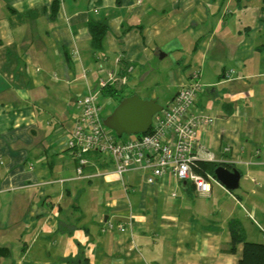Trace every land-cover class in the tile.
Masks as SVG:
<instances>
[{
	"label": "crops",
	"instance_id": "1",
	"mask_svg": "<svg viewBox=\"0 0 264 264\" xmlns=\"http://www.w3.org/2000/svg\"><path fill=\"white\" fill-rule=\"evenodd\" d=\"M259 4L0 0V264H237L231 221L264 242V19L248 12ZM97 22L107 28L93 48ZM110 73L123 97L157 99L153 84H168L166 105L200 84L193 107L214 121L192 153L238 170L239 186L211 173L207 192L171 173L149 183L148 168L120 177L108 158L102 169L87 158L79 175L78 102Z\"/></svg>",
	"mask_w": 264,
	"mask_h": 264
},
{
	"label": "built area",
	"instance_id": "2",
	"mask_svg": "<svg viewBox=\"0 0 264 264\" xmlns=\"http://www.w3.org/2000/svg\"><path fill=\"white\" fill-rule=\"evenodd\" d=\"M112 81L111 73L108 78L99 79L98 90H89L78 102L80 111L69 140L77 160V173L82 175V168L88 162L81 150H95L103 159H110L113 171L120 177L131 170L148 168L151 170L146 176L149 183L171 173L178 180L191 181L197 191H209L213 176L192 168L193 161L199 160L192 153L197 131L214 121L213 116L193 107L201 85L195 82L181 87L173 100L153 115L146 133L118 139L103 124L101 115V88L111 85ZM120 82L124 83L125 78Z\"/></svg>",
	"mask_w": 264,
	"mask_h": 264
},
{
	"label": "water",
	"instance_id": "3",
	"mask_svg": "<svg viewBox=\"0 0 264 264\" xmlns=\"http://www.w3.org/2000/svg\"><path fill=\"white\" fill-rule=\"evenodd\" d=\"M162 108L156 98H141L134 93L122 97L113 110L103 118V124L113 130L117 137L140 135L148 131L153 115ZM214 175L229 190L239 186L240 174L235 168L229 169L219 165L214 169ZM44 199L42 196L39 203H43Z\"/></svg>",
	"mask_w": 264,
	"mask_h": 264
},
{
	"label": "trees",
	"instance_id": "4",
	"mask_svg": "<svg viewBox=\"0 0 264 264\" xmlns=\"http://www.w3.org/2000/svg\"><path fill=\"white\" fill-rule=\"evenodd\" d=\"M56 14V3L52 6L51 19L55 18ZM106 24L102 22L91 23L89 25V30L91 34V45L93 48H99L103 39V36L106 32ZM70 59L67 56V60ZM101 95L114 97L119 96L118 101L123 97L119 95L118 89L114 88L111 85H107L101 88ZM123 136V135H122ZM82 156L88 159L93 160L97 163V166L102 169L107 165L105 159L101 157L95 150H81ZM224 165L222 163L204 161V160H195L192 163V168L195 172L199 173H211L214 175V169L219 166ZM230 240L228 248L226 251L233 254L236 250V246L239 243H242L243 249L240 259L237 264H264V242L250 241L246 238L245 231L240 223L237 221H231L228 225ZM2 248H0L1 250Z\"/></svg>",
	"mask_w": 264,
	"mask_h": 264
},
{
	"label": "rangeland",
	"instance_id": "5",
	"mask_svg": "<svg viewBox=\"0 0 264 264\" xmlns=\"http://www.w3.org/2000/svg\"><path fill=\"white\" fill-rule=\"evenodd\" d=\"M259 1H260V4L258 5V7L256 9L251 8L248 10V12H251L250 14L252 17L254 16V14H256L259 19H264V0H259ZM153 85H155L159 91V97L157 98V102L161 104L162 106H165L167 102V94H170L174 90L172 89V87L169 88L168 84H153ZM133 89L134 88L132 87V84H128L123 87L122 94L129 93L130 91H136ZM139 93H140L139 96L140 95L142 96V97L140 96L141 98H145L143 97V95L145 94H141V91ZM100 99H101L100 102L102 105L101 115L104 118L107 114H109L113 110V108L115 107L114 104L116 103V101L113 99H106L103 97H101ZM109 130L111 133L115 134L113 130L111 129ZM127 137L129 136L123 135L121 137H118V139H125ZM130 137H133V135H131ZM7 263L8 261L3 262V264H7Z\"/></svg>",
	"mask_w": 264,
	"mask_h": 264
}]
</instances>
